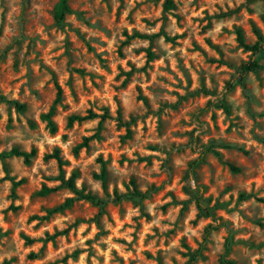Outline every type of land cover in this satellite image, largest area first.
<instances>
[{"label":"clouds","instance_id":"obj_1","mask_svg":"<svg viewBox=\"0 0 264 264\" xmlns=\"http://www.w3.org/2000/svg\"><path fill=\"white\" fill-rule=\"evenodd\" d=\"M63 5L64 0H28L26 9L22 7V0H2L0 4V57L3 58L0 65L9 68L18 49L20 62L15 75L17 82L11 88L7 83L0 85L5 88L0 94L3 96L0 99V179L6 175L5 163L24 158L10 154L13 145L20 144L22 152L27 148L25 155L32 160H35L30 155L32 147L42 146L50 157L56 145L69 147L67 153H59V166L41 172L46 166L37 162L36 168L11 173L4 182L10 187L13 177L18 180L21 175H48L49 179L43 181L47 192L35 197L33 203L25 198L0 204V209L9 203L25 205L23 215L27 216L36 202H44L45 211L39 217L48 218H38L28 225H23L22 218L5 235L9 225L4 224L0 212V264H45L46 261L50 264H140L141 240L147 241L146 247L153 253L167 240L164 256L168 264L173 257L184 264L187 256L182 258L178 253L188 250L179 243L180 237H187L185 242L195 250L205 245V224H211L213 229L220 227L212 215L207 220L201 216L198 227L188 223L195 218L194 210L208 214L211 205L207 203L204 187H215L219 192L220 186L229 182L228 176L233 182L252 180L256 175L264 177V143L261 142L264 130L255 127L257 123H264V0H75V3L69 0L71 13L65 12ZM117 8L121 13L118 20L115 19ZM77 11L84 13L79 19L75 18ZM61 13L65 20L57 24L52 18ZM97 20L101 23L97 24ZM78 29L83 40L76 34ZM49 34L55 40L47 48L55 45L58 49L51 53L41 47V41ZM64 37L71 44L67 54L74 63L91 64L83 76L73 72L67 65L68 55H62ZM29 41H35V45L25 56ZM85 46L93 51L85 53ZM37 50L44 52L42 59L36 56ZM149 52L153 56L151 60ZM97 54L101 57L99 60ZM49 64L54 66L55 73L47 67ZM254 64L256 68H252ZM221 66L225 69L223 72ZM29 69L33 70L31 84L25 76ZM128 73H132L131 77ZM69 75L73 80L71 86ZM223 76L233 85L231 91L221 87L219 81ZM126 80L128 85L121 87ZM249 90L258 102L252 103L251 113ZM225 96L232 112L227 118L223 109L212 106ZM14 97L26 105L22 115L9 107ZM213 112L221 114L225 126L234 125L231 135L236 139L228 149L205 152L208 139L216 137L218 143L222 138L211 127ZM37 115L42 119L34 128H29L27 122ZM69 119L72 127L68 126ZM156 121L162 125L159 135L152 131ZM145 125L147 131H141ZM173 126L180 131L171 133L169 129ZM42 127L45 134L41 133ZM184 129L195 130L193 139L200 140L195 151ZM128 132L132 134L131 139L127 138ZM62 136L67 139H61ZM120 136L125 137L122 142ZM216 151L229 156L238 171L228 172L225 164L215 161ZM109 152L113 153L111 158ZM101 153L97 162L96 157ZM121 155L125 159L118 163ZM66 156L72 164L65 162ZM145 157L151 158L150 164ZM193 160L200 164L198 168L188 167ZM55 162L56 158L52 157V163ZM74 170L79 173L75 177ZM61 171L63 179H57ZM105 173L109 176L107 184ZM133 176L135 187L130 183ZM173 177H180L175 186L171 183ZM33 183L39 182L33 180ZM241 187L248 185L241 184ZM179 188L185 190L182 199ZM170 190L172 195L168 194ZM258 194L264 195V192ZM116 196L120 197L119 201ZM228 196L234 193L220 199L227 203L223 213L233 223L231 229L220 227L218 234L210 229L208 241L216 243L206 244L212 251L205 255L215 253L216 256L208 264H215L216 258L224 255L225 243L230 251L224 259L230 264H264V228L248 225L254 219L264 223V209L258 212L253 205L249 210L244 203L237 206L235 198L228 200ZM164 205L167 208L162 211ZM36 224L41 227L33 231ZM241 229L247 230L241 232ZM21 230L34 238L32 244L20 238ZM45 230L52 240L45 237ZM118 230L122 240L116 239ZM52 242L58 250L50 251ZM41 247L46 249L43 258L27 259L29 251L39 256ZM74 251L75 258L71 256Z\"/></svg>","mask_w":264,"mask_h":264},{"label":"rangeland","instance_id":"obj_2","mask_svg":"<svg viewBox=\"0 0 264 264\" xmlns=\"http://www.w3.org/2000/svg\"><path fill=\"white\" fill-rule=\"evenodd\" d=\"M28 0H22V7L27 6ZM72 3H75V0H72ZM0 4H2V0H0ZM69 4V0H67V5ZM69 7V6H68ZM121 8L123 7V4H121L120 6ZM70 12L72 11V9L69 7ZM108 11L111 12L112 9L111 7H108ZM84 15L83 12L77 11L76 13V17L77 19H79L80 17H82ZM121 13H120V8L116 9L115 12V19H119ZM0 19H2V17H0ZM53 21L56 23L55 21V17L52 18ZM195 19V18H193ZM65 20V16L63 17L61 23H63ZM97 24L101 23L100 20L96 21ZM133 32H136L137 29H132ZM77 36H79V39L83 40V36L79 35V29L77 30ZM125 35H127V29H125L124 32ZM37 39H39V34H37ZM55 40V37L52 34L48 35V38L44 41H41V47L44 48L46 51H48L49 53L51 52H55L57 51V47L55 45H53V47L51 49L47 48L48 44L53 43V41ZM205 43H208V41L206 40ZM64 47H65V53H62V55H68L67 54V48L71 47L70 42L68 41L67 37H64V41H63ZM35 45V41H29V49L28 51H26L24 53L25 56H28L33 47ZM93 51V49L91 47H87L85 46V53H91ZM119 51V50H118ZM19 52V49H18ZM18 52L16 54H14V57H16L15 59H13V62L11 63V65L9 66V68H3L2 65H0V85H3L5 83H7L8 87L11 88L12 84L17 82L15 80V75L18 74V70H19V58H18ZM137 55H139V53H137ZM36 56L38 58H43L44 56V52L37 50L36 51ZM101 57L99 54H97L96 59L99 60ZM3 58L0 57V60H2ZM53 59H58V57H53ZM153 59V57H152ZM151 60V59H150ZM129 64H132V61L128 62ZM67 65L72 67V71L75 73H78L80 76L84 75L85 71H88L91 69V64H89L87 61H83L81 63H74L71 55H68V60H67ZM45 65L43 64V62L41 63V67H44ZM48 68H50L53 73H55V68L53 65L49 64L47 65ZM119 67V66H117ZM230 67V65H229ZM142 72L144 71L143 68L140 69ZM225 69L223 66H221L220 71L223 72ZM36 71H39V69H37ZM132 73H128V76L131 77ZM25 76L28 77V83L31 84L32 83V77H33V70L29 69L26 73ZM119 77H116V79H118ZM53 79L56 80L57 76L54 74L53 75ZM229 78L227 76H223L219 83L221 85V87L227 88L229 89V91L232 90L233 85L230 84L229 82ZM73 83L72 80V76L69 75L68 77V84L71 86ZM128 80H126L124 82V85H121V87H124L125 85H128ZM140 89L137 87V91H139ZM20 91H23V86H21ZM5 92V88L4 87H0V94ZM17 95H19V92L17 93ZM73 96H75V93H72ZM0 99H3V96L0 95ZM252 103H258L257 101L254 100V98L251 96V92L249 90V105H248V110L249 113H251V106ZM209 104L211 105L212 102L209 101ZM23 107L22 109L19 108ZM215 108L219 109H223V115L225 116V118H227L228 116L232 115L231 112V106L228 102V98L227 96L217 100V102L212 105ZM9 107L15 108L17 113H20L21 115L23 114L24 111H26V105L23 102H17L16 98L14 97L13 101L10 103ZM220 113L218 112H213L210 119H211V127L217 132V133H221L222 134V138L219 139L218 143H217V138L213 137L212 139H208L206 141L208 147L204 148L203 150L205 152H211L213 151L214 148H219V149H228L227 146H230L232 141L236 139V137L232 136V129L234 127L233 124H228L227 126H225L224 124V120H222L220 118ZM42 117H40L39 115H37L35 117L34 120H29L27 122L28 127L29 128H34L36 126V122L41 120ZM237 120L240 119L239 116L236 117ZM19 120V118H18ZM181 123L183 121H180ZM62 123V122H61ZM12 124V118L11 116H9L8 120H7V125L10 128ZM72 127V126H69ZM161 123L160 121H156L153 124L152 127V131L156 132L158 135L160 134V130H161ZM255 127L257 128H261L262 130H264V123H257L255 124ZM141 131H147V125H145L144 129H141ZM169 131L171 133H177L180 131V129L173 127H170ZM195 130H191L189 131L188 129H184V135L188 136L190 138L189 143L193 144V151H195V145L200 143V140L198 137H195L193 139V134H194ZM41 133L45 134L43 132V127L41 128ZM127 138L131 139L132 138V134L131 132H129V136L127 134ZM21 139H24L23 134L21 133ZM61 139L66 140L67 137L66 136H62ZM125 139V137L120 136L119 140L122 142ZM176 139H179V137H176ZM261 142L264 143V139H261ZM151 143V142H150ZM16 148L18 150L21 151V145L20 144H16L13 145L11 149ZM31 150H34V156L35 160L30 161V164L25 165L23 163V160H15L11 163H5L4 164V171L6 173V175L3 177V179H0V204H4L5 201L7 200H12V201H17V200H22L27 198L29 203H33L35 201V197L37 196H41L39 194V192L41 191V189L43 187L47 186L44 184V180L49 179L48 175H40V176H36L35 174H33L32 176L29 175H21L20 178L17 180L15 179V177L12 178V183L10 187H6L5 186V181L9 180V174L11 173H16L19 174L21 172H26V170L28 168H36V163L39 162L41 165L46 166L44 169H40L41 172H45L47 169H51L54 167L59 166L57 162H55V164L52 163V159L49 158L50 156L45 154L43 147H32ZM28 149L25 148L24 152H27ZM55 151H58V153H60L61 151L67 153L69 151V147L66 146H61V145H56L55 146ZM73 151H78V149H73ZM54 153V152H53ZM103 153H101L100 155H98L96 157L97 162H99V159H101ZM113 155V153L109 152L108 156L109 158H111V156ZM247 155V153L245 154ZM214 157H215V161H220L221 163L225 164L227 171L230 172V170L227 167L228 163H231L235 166L234 162L231 161V158L229 156L222 155L220 151H216L214 152ZM0 159H2V157H0ZM124 156L121 155L119 158V162L124 161ZM144 159L148 160V163H151V158L150 157H145ZM214 161V162H215ZM65 162L68 164H72V160L68 159L67 156L65 157ZM141 163H143V160H141ZM200 163H204V161H200ZM198 168L200 166V164H197L196 161H191L188 164L189 168H193V167ZM221 171H223V169H221ZM78 171L74 170L73 171V175H78ZM195 174V173H194ZM225 175H227V173H224ZM64 173L63 171L60 172V175L57 177V179H63ZM93 180L96 179L95 174L92 175L91 177ZM228 183L227 184H222L220 186V191L217 192L215 187L209 188L207 186L204 187V191L208 194L207 195V203L209 205H211V207L208 209V214H204V213H200L198 211H193L192 215L195 217L193 220H189L188 223L192 224L193 227H198L199 226V220L201 218V216H203V218L205 220L208 219V215H212V217L214 219H216L218 221V224L220 225V227H227L229 229H231V224L233 223V221L231 220H227L226 213H223V209L225 207H227V203L226 202H222L220 197L227 195L228 193H234V196H228V200H232L233 198H235L237 206H239V204L244 203L248 206L249 210L252 209L253 205L256 206V211H261V209H264V195H259L258 193L264 192V177H261L259 175H256L252 180H237L235 182H233L232 177L228 176ZM109 179L108 174L106 173L105 175V184H107V181ZM180 179V177H173L172 178V185L175 186L177 181ZM184 179H187V175L184 176ZM33 180L38 181V184H34ZM21 181V183H19ZM134 181L136 184V177H131L130 182ZM241 184H246L248 185V187H241ZM119 187V185H117V188ZM236 189H239V191H235ZM179 193V198H183V193H184V189L183 188H179L178 190ZM115 192V190H114ZM169 195H172L173 193L171 192V190L168 193ZM118 201V200H117ZM251 202V203H249ZM62 206V205H58L57 207ZM25 205L22 204H13V203H9L7 204L6 208L0 209V212H2V218H3V222L6 225H9L8 228V232H5V235H8L9 233H11L13 231L12 226L13 225H18L21 223V219L23 218V225H28L31 224L32 221L37 220L38 218L41 220H45L48 217L44 216V217H39V213L40 212H44L45 211V203L44 202H36L34 204V207L32 209L29 210V214L27 216L23 215L24 209H25ZM85 209H87V204L84 205ZM167 205L162 206V211L166 210ZM11 212L12 215L9 216L8 213ZM51 214L48 213V216H50ZM240 215L243 217L244 213L241 212ZM150 218V217H149ZM248 225L249 228L255 227V226H259L260 228H264V223H261V221L259 219H254V220H250L248 221ZM41 227L40 224H36L33 225V231L38 230ZM220 227H217L215 229L212 228L211 224H205L203 227V232H204V237L203 239L205 240V245H201L198 246L197 248H195V250L192 249V245L189 243H186L185 241L187 240V237L181 236L179 239V243L181 244V246L185 249H187L188 251L185 253H178L182 258L184 256H187V260L184 261V264H208L209 261H211L213 259L214 256H216L215 253H213L212 255H205V253L211 252L212 250L208 249L206 247V244L211 242L213 244L216 243L215 240L213 241H208V236L211 234L210 233V229L211 231L216 232L217 234L220 231ZM155 230V229H153ZM247 229H241V232L246 231ZM64 234L67 235V230H64ZM167 234V233H166ZM18 235L20 236L21 239L25 240L26 244H32L33 243V239L34 238H29L27 233H25L23 230H21ZM45 237H49V233L47 230H45L44 232ZM82 235V234H81ZM134 235V233H133ZM50 240H52V237H49ZM116 239H121L122 240V236H120L119 234V230L117 231L116 234ZM230 239V238H229ZM221 241H223V238H221ZM71 241H65V243H70ZM84 243H88L87 240L84 241ZM141 244V251L139 253V256L143 257V260L140 262V264H168V260L165 258L164 256V248H166L168 246V241L165 240L163 243V247H159L157 248V250L155 251V253H153V251L149 248L146 247L147 241L146 240H141L140 241ZM58 250L57 245L55 242H52L50 245V251H56ZM65 251H67V249H65ZM222 251L224 252V255H227V253L230 251V249L227 247V243L224 244V248L222 249ZM46 254V249L44 247H41L39 250V256L37 255V253L29 251L26 253L27 259L28 260H33V261H39L41 258L44 257V255ZM198 255L197 258L194 261L192 260V257L195 255ZM224 255H219L216 260H215V264H224ZM71 256L73 258H75L77 256V252H72ZM65 259H67V256L65 257ZM45 264H50V262H45ZM133 264H135V262H133ZM171 264H181L180 261H177L175 259V257L172 258L171 260ZM257 264H259V262H257Z\"/></svg>","mask_w":264,"mask_h":264},{"label":"trees","instance_id":"obj_3","mask_svg":"<svg viewBox=\"0 0 264 264\" xmlns=\"http://www.w3.org/2000/svg\"><path fill=\"white\" fill-rule=\"evenodd\" d=\"M63 8H64V11L65 12H70V9H69V7H68V5H67V0H64V5H63ZM63 17H64V15H63V13H61L59 16H55V21H56V23L57 24H60L61 23V21H62V19H63ZM152 54H151V52H149V54H148V58L149 59H152ZM252 68H256V65L254 64V65H252ZM19 108H23V107H20L19 106ZM68 126H72V120L71 119H69V121H68ZM128 136H129V132H128ZM84 144L85 145H87V139H85L84 140ZM229 146H227V148H228ZM77 150V149H76ZM242 150V149H241ZM12 156H23L24 158L22 159L23 160V163L25 164V165H28V164H30V161H31V159H30V157H29V155H25V152H22V151H20V150H18V149H16V148H13V149H11V153H10ZM245 154H246V152H245ZM30 155H31V157H33L34 156V150H31V153H30ZM52 157H55L56 158V162L58 163V165H60V160L58 159V157H59V153H58V151H54V153L52 154ZM52 157H49V158H51L52 159ZM100 160V159H99ZM227 167H228V169L230 170V172H236V171H238V169L233 165V164H231V163H228L227 164ZM105 175H106V173H105ZM105 175H104V179H105ZM74 177H75V175H73ZM19 183H21V181L19 182ZM130 183H132V185H133V187H135L136 186V184H135V182L134 181H131ZM47 188L46 187H43L42 189H41V191L39 192V194L40 195H44L46 192H47ZM116 199L119 201V199H120V197L119 196H116ZM65 203H69V201H65ZM58 208H63V205L62 206H59ZM55 210V209H54ZM49 214H51V212H49ZM197 254L195 255V256H193L192 257V260L191 261H194L196 258H197ZM224 264H230V262H228V261H224Z\"/></svg>","mask_w":264,"mask_h":264}]
</instances>
